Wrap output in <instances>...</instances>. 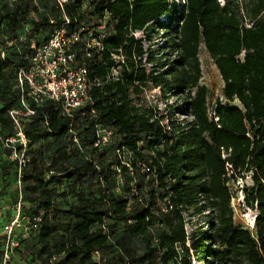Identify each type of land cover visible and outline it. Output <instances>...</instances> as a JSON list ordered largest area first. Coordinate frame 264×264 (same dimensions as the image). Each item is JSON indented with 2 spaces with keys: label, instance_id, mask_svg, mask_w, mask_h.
<instances>
[{
  "label": "trees",
  "instance_id": "1",
  "mask_svg": "<svg viewBox=\"0 0 264 264\" xmlns=\"http://www.w3.org/2000/svg\"><path fill=\"white\" fill-rule=\"evenodd\" d=\"M179 1L184 4L68 0L61 6L57 0H0L1 128H12L9 112L20 104L16 74L34 53L32 43L47 41L65 16L71 29L95 30L94 36L106 23L103 51L88 48L85 41L77 46L78 61L88 67L91 78L107 80L117 66L113 55H123L125 61L118 79L92 87L95 113L87 108L70 119L49 102L26 124L30 146L43 139L57 142L52 160L63 168V173L44 179L34 155L25 169L24 179L36 181L38 189L33 201L39 210L29 214L24 205L23 212L42 217L39 230L29 232L42 245L35 252L39 264H193L184 217L193 209L211 211L210 233L199 241L203 253L219 264L238 256L246 264H264V0ZM137 32L147 37L169 34L175 57L163 65L166 71L145 67L157 59L135 37ZM202 43L225 83L228 101L217 104L213 118L209 89L200 84ZM151 82L183 96L192 120L182 125L136 103ZM236 101L239 106L232 104ZM97 126L112 130L121 142L94 147ZM70 128L88 156L73 144ZM117 149L131 153L129 166ZM110 154L116 158L113 169L106 165ZM72 157L80 159L66 165ZM119 174L123 193L114 191ZM246 174L254 182L247 203H258L261 211L255 234L236 224L228 185ZM65 182L68 190L60 193ZM68 195L75 202L66 209L58 206L55 197ZM169 205L173 208L165 211ZM27 239L20 240L9 264H32L31 254L16 259ZM4 246L0 230V264Z\"/></svg>",
  "mask_w": 264,
  "mask_h": 264
},
{
  "label": "rangeland",
  "instance_id": "2",
  "mask_svg": "<svg viewBox=\"0 0 264 264\" xmlns=\"http://www.w3.org/2000/svg\"><path fill=\"white\" fill-rule=\"evenodd\" d=\"M58 1V0H57ZM244 2V0H240ZM179 5H183L184 1H179ZM2 4L0 3V7ZM37 15L33 16L36 19ZM166 21V20H162ZM95 31V30H94ZM91 30L92 33H94ZM150 37L145 36L142 32H137L135 37L137 39H143L144 49L148 52H153L157 61L153 64L146 62L149 54L147 53L144 57L145 67L148 71H155V73H163L168 69L167 64L169 59L175 57V53L169 48L168 40L169 34L164 32H157L150 34ZM200 62L202 69V79L200 84L206 86L209 89L208 96V112L211 118L214 117L215 108L218 103L227 104L228 101L223 96V89L225 83L220 75V72L212 59L211 55L206 49L204 43L200 46ZM1 87H0V107L2 106L1 100ZM144 110L152 109L155 114L163 112L166 117L172 121H176L179 124L185 125L192 120V116L188 114L186 109L185 98L179 95L176 90L170 91L166 86H156V83L151 82L148 87L145 88L144 94L141 98L136 100ZM233 105L239 106V102L232 103ZM160 116V114H157ZM217 120V119H216ZM12 128H1L0 135L5 138L13 134ZM113 142L115 144L121 142L119 136H113ZM58 147L57 142L53 139H43L32 144L28 158L29 160L34 155L39 157L40 166L44 170L42 178L48 179L52 175L63 173V168L53 162V151ZM112 150L110 149V152ZM89 150L84 149L82 156H88ZM110 158L106 162V165H110L112 169L117 166L116 158L113 154H110ZM226 155H224L225 157ZM80 157H72L71 161L66 165L71 166L76 164ZM26 167L23 169L22 178L19 177V165L16 160L10 158V151L5 147L2 140L0 139V206H9L5 212L8 220L11 219L14 210L12 207L17 203L20 197H23L24 205L28 210L29 214L35 213L39 210V206L35 205L33 201L38 195V189L36 188V181H27L24 179ZM21 181V190H20ZM124 179L121 174L116 176L114 182V191L116 193H123ZM252 174H246L230 181L229 188L233 195L232 207L234 210L236 224L249 229L252 233H256L257 219L261 214L258 203L254 206L247 203V197L249 189L253 186ZM68 190V183L62 186L59 190L63 193ZM55 201L61 208H68V205L75 202V197L68 195L67 198L62 196H56ZM210 212L199 213L196 209L185 212L184 217L186 221V232L188 235L187 245L191 248L192 263L193 264H219L214 258H210L207 253H203L201 247H199L203 235L210 233ZM29 232V231H28ZM27 233L25 230L18 232L19 239L24 237ZM25 248H21L22 252L17 253L16 259L21 256H28L31 254L32 264H39L41 261L36 255V251L42 248L40 240L36 234H32L27 237ZM48 253H44L43 256L47 257ZM44 259V258H43ZM228 264H246V260L243 257H232Z\"/></svg>",
  "mask_w": 264,
  "mask_h": 264
},
{
  "label": "built area",
  "instance_id": "3",
  "mask_svg": "<svg viewBox=\"0 0 264 264\" xmlns=\"http://www.w3.org/2000/svg\"><path fill=\"white\" fill-rule=\"evenodd\" d=\"M63 6L68 0H58ZM65 22L55 28L50 38L38 44L32 43L34 53L28 58V64L21 67L16 74V85L20 93V104L9 112L12 121L13 134L3 138L5 147L10 151V158L16 160L19 165V177L22 178L23 169L28 165L30 140L26 134V124L36 116L38 108L52 102L60 112L73 119L76 112L91 108L95 113L94 100L91 95L92 87H102L105 83L118 79L120 63H124V56L113 55L117 66L113 68L106 81L99 78H91L89 69L78 61L77 46L84 42L88 48H97L103 51L102 39L105 37L106 23H101L100 34H94L85 27L71 29L70 20L64 17ZM85 35V38H84ZM12 46L13 43H10ZM5 58V52H2ZM48 125V123H46ZM70 137L73 144L81 151L83 147L78 133L70 128ZM96 148H103L113 142L114 132L101 126L96 127ZM117 154L124 164H128L127 156L131 153L124 149H117ZM21 190V181H20ZM23 197L12 207L14 213L8 221L2 225V235L5 238L2 264H9L15 256L16 250L21 247L18 232L27 231L23 239L29 236L30 231L39 230L42 221L41 216L31 218L23 212ZM172 205L164 207L165 211L171 210ZM29 231V232H28ZM96 260L100 262L99 255Z\"/></svg>",
  "mask_w": 264,
  "mask_h": 264
},
{
  "label": "crops",
  "instance_id": "4",
  "mask_svg": "<svg viewBox=\"0 0 264 264\" xmlns=\"http://www.w3.org/2000/svg\"><path fill=\"white\" fill-rule=\"evenodd\" d=\"M9 208H10L9 206H0V230L1 232H2V225L4 224V222L8 221V217L5 211Z\"/></svg>",
  "mask_w": 264,
  "mask_h": 264
}]
</instances>
